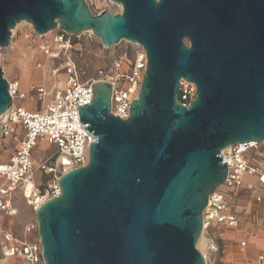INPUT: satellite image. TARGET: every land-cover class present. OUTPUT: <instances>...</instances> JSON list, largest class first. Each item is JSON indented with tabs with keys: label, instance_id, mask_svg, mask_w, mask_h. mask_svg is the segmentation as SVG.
I'll list each match as a JSON object with an SVG mask.
<instances>
[{
	"label": "water",
	"instance_id": "water-1",
	"mask_svg": "<svg viewBox=\"0 0 264 264\" xmlns=\"http://www.w3.org/2000/svg\"><path fill=\"white\" fill-rule=\"evenodd\" d=\"M110 1L122 11L0 0V48L25 21L39 36L91 31L104 48L124 40L146 53L128 119L110 114L106 82L77 107L96 138L87 164L60 176L61 195L35 202L44 264H206L196 244L208 197L226 177L220 151L264 140V0ZM181 79L196 87L187 106ZM10 106L0 67V115Z\"/></svg>",
	"mask_w": 264,
	"mask_h": 264
},
{
	"label": "built area",
	"instance_id": "built-area-1",
	"mask_svg": "<svg viewBox=\"0 0 264 264\" xmlns=\"http://www.w3.org/2000/svg\"><path fill=\"white\" fill-rule=\"evenodd\" d=\"M49 33L50 38L37 42L33 51L47 61L60 60L58 67L50 68L49 72L53 77L61 72L65 74L63 87L56 79L50 89L44 85H30L29 98L19 92L17 81H7L11 106L0 115V221L14 215L13 197L17 194L33 208L37 198L52 199L61 195L58 180L66 171L60 159L69 161L70 170L87 164L89 149L96 137L84 130L89 124L80 123L77 107L92 102V85L98 82L111 85L109 112L126 120L145 74L146 53L136 44L138 51L133 58L118 55L99 68L94 77L83 81L72 57L74 41L79 39V34H69L58 28ZM35 66L45 71L43 62L37 60ZM179 83L177 99L184 106L190 105L196 96L195 84L183 79ZM47 97L50 101L44 106ZM16 99L36 101L30 107H17ZM41 143L55 149L42 162H35L32 155ZM1 152L7 157L3 158ZM220 158L227 166L226 177L208 197L202 213V234L243 224L252 228L264 209V194L258 192L259 188L264 190V140L230 145L220 151ZM39 173L42 181L36 182ZM245 175L255 177L257 183L246 182ZM245 249L246 242L238 241V252L244 253ZM256 262L264 264V256L258 255ZM0 264H44L40 242L18 241L11 233L1 231ZM222 264L244 263L225 261Z\"/></svg>",
	"mask_w": 264,
	"mask_h": 264
},
{
	"label": "rangeland",
	"instance_id": "rangeland-1",
	"mask_svg": "<svg viewBox=\"0 0 264 264\" xmlns=\"http://www.w3.org/2000/svg\"><path fill=\"white\" fill-rule=\"evenodd\" d=\"M85 2L93 15H98L102 11H109L112 14L122 11L120 4L110 0H85ZM50 35V33L46 36L35 35L31 25L23 21L11 30L8 46L0 48V67L4 79L8 82L17 81L20 85L19 92H24L29 98L31 97L28 91L30 85H44L50 89L53 80L56 79L62 88L65 82L66 76L63 72L58 77H53L49 72L50 68L58 67L60 60L47 61L33 51L37 42L50 38ZM79 36V39L74 41L72 57L83 81L94 77L99 68L108 65L116 56L126 54L133 58L138 51L136 44L124 40L117 45L104 48L101 40L91 31L82 32ZM37 60L45 64V71L36 68ZM34 101L16 99L15 105L30 107ZM49 101L50 98L47 97L44 106ZM54 149V146L41 143L39 149L33 152L32 159L35 162H42ZM1 153L3 158L7 157L6 153ZM41 176L40 173L36 175V182L42 181ZM244 180L252 184L257 183L255 177L247 175L244 176ZM258 192L264 194V190L260 188ZM13 205L16 213L1 219L0 232L11 233L18 241L40 242L35 209L28 206L20 194L13 197ZM240 208L241 206L237 210ZM202 240L207 264H222L225 261L255 264L257 256L264 255V209L258 218V226L249 228L243 224L237 228L221 227L203 233ZM240 240L246 242L244 253H239L237 250V242Z\"/></svg>",
	"mask_w": 264,
	"mask_h": 264
},
{
	"label": "bare ground",
	"instance_id": "bare-ground-1",
	"mask_svg": "<svg viewBox=\"0 0 264 264\" xmlns=\"http://www.w3.org/2000/svg\"><path fill=\"white\" fill-rule=\"evenodd\" d=\"M23 22V21H22ZM19 24V23H18ZM29 24V23H28ZM31 25V24H30ZM32 27V26H31ZM88 32H90V31H88ZM48 34V33H47ZM44 36V35H43ZM60 161H61V164H62V166L64 167V170L66 171V172H68V171H70V169H69V162H68V160L67 159H60ZM44 199L43 198H37V200H36V204L37 205H39L42 201H43ZM15 211H14V215H15ZM203 234L201 233V235H200V238H199V240H198V242H197V244H196V246H197V248H198V250L201 252V254L203 255V257L205 258V261H206V254H205V249H204V246H203ZM207 264V263H206Z\"/></svg>",
	"mask_w": 264,
	"mask_h": 264
},
{
	"label": "crops",
	"instance_id": "crops-1",
	"mask_svg": "<svg viewBox=\"0 0 264 264\" xmlns=\"http://www.w3.org/2000/svg\"><path fill=\"white\" fill-rule=\"evenodd\" d=\"M255 226H258V221H257V223H256V225H255ZM255 226H254V227H255ZM249 228H250V227H249ZM252 228H253V227H252ZM263 256H264V255H263ZM255 264H257V262H255Z\"/></svg>",
	"mask_w": 264,
	"mask_h": 264
},
{
	"label": "trees",
	"instance_id": "trees-1",
	"mask_svg": "<svg viewBox=\"0 0 264 264\" xmlns=\"http://www.w3.org/2000/svg\"><path fill=\"white\" fill-rule=\"evenodd\" d=\"M179 99V98H178ZM180 100V99H179Z\"/></svg>",
	"mask_w": 264,
	"mask_h": 264
}]
</instances>
